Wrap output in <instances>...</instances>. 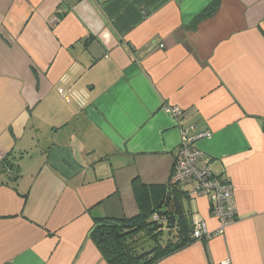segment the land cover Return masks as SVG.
Here are the masks:
<instances>
[{"label": "crops", "instance_id": "1", "mask_svg": "<svg viewBox=\"0 0 264 264\" xmlns=\"http://www.w3.org/2000/svg\"><path fill=\"white\" fill-rule=\"evenodd\" d=\"M214 1L0 0V264H108L92 219L155 207L184 132L236 217L156 264H264V0Z\"/></svg>", "mask_w": 264, "mask_h": 264}, {"label": "trees", "instance_id": "2", "mask_svg": "<svg viewBox=\"0 0 264 264\" xmlns=\"http://www.w3.org/2000/svg\"><path fill=\"white\" fill-rule=\"evenodd\" d=\"M218 1L210 4L195 22L211 16ZM0 168L11 180L18 178V165L4 158ZM166 192L154 207L147 204L149 186L134 181L133 191L138 213L132 217L93 218L87 239L96 246L108 264H156L161 259L186 247L193 241L194 224L182 202L187 193L178 186L166 185ZM145 190V191H144ZM26 197V195H23ZM157 214L164 222L153 220Z\"/></svg>", "mask_w": 264, "mask_h": 264}, {"label": "built area", "instance_id": "3", "mask_svg": "<svg viewBox=\"0 0 264 264\" xmlns=\"http://www.w3.org/2000/svg\"><path fill=\"white\" fill-rule=\"evenodd\" d=\"M163 110L173 116L180 113L178 108L164 107ZM204 136L205 134H199L197 138ZM195 139L186 132L183 133L168 183L181 189L188 188L189 197L201 196L210 201L211 211L219 228L215 232H209L203 224L195 225L193 237L200 239L222 234L224 228L235 220L236 209L231 185L214 176L202 152L194 146ZM152 218L162 223L165 220L160 219L157 214H153Z\"/></svg>", "mask_w": 264, "mask_h": 264}]
</instances>
